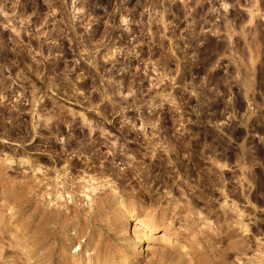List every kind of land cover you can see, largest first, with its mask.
I'll use <instances>...</instances> for the list:
<instances>
[{
	"label": "rangeland",
	"instance_id": "rangeland-1",
	"mask_svg": "<svg viewBox=\"0 0 264 264\" xmlns=\"http://www.w3.org/2000/svg\"><path fill=\"white\" fill-rule=\"evenodd\" d=\"M0 264H264V0H0Z\"/></svg>",
	"mask_w": 264,
	"mask_h": 264
},
{
	"label": "bare ground",
	"instance_id": "bare-ground-1",
	"mask_svg": "<svg viewBox=\"0 0 264 264\" xmlns=\"http://www.w3.org/2000/svg\"><path fill=\"white\" fill-rule=\"evenodd\" d=\"M229 219H230V218H229ZM137 223L141 224V221L138 220ZM223 228H224V227H223ZM234 228H235V227H234ZM224 229H225V228H224ZM229 229H230V228H229ZM154 230H156V229H153L152 231H154ZM232 230H233V229H232ZM230 232H231V231H230ZM230 232H229V233H230ZM217 233H218V232H217ZM217 233H216V234H217ZM221 233H222V232H221ZM227 234H228V233H227ZM233 234H234V230L231 232L230 235H233ZM233 237H234V236H233ZM226 238H227V237H226ZM224 240H225V239H224ZM247 246H248V245H247ZM247 248H248V247H247ZM245 250H246V249H245ZM247 250H248V249H247Z\"/></svg>",
	"mask_w": 264,
	"mask_h": 264
}]
</instances>
